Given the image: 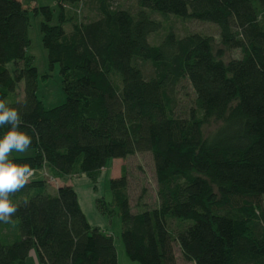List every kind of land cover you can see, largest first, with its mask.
I'll return each instance as SVG.
<instances>
[{"label":"trees","instance_id":"obj_1","mask_svg":"<svg viewBox=\"0 0 264 264\" xmlns=\"http://www.w3.org/2000/svg\"><path fill=\"white\" fill-rule=\"evenodd\" d=\"M31 13L66 96L51 109L29 54ZM162 16L214 24L219 39L171 30L152 45ZM0 99L32 138L9 159L50 175L10 197L18 211L0 222V264H35L32 252L41 264H119L75 188L51 179L96 183L111 160L138 154L152 155L155 202L146 190L132 202L124 167L111 203H97L120 217L131 261L179 264V249L192 264H264V0H0Z\"/></svg>","mask_w":264,"mask_h":264},{"label":"rangeland","instance_id":"obj_2","mask_svg":"<svg viewBox=\"0 0 264 264\" xmlns=\"http://www.w3.org/2000/svg\"><path fill=\"white\" fill-rule=\"evenodd\" d=\"M27 5L56 6V0H20ZM84 9V8H83ZM88 15V11L82 10L79 14L80 18ZM163 28L159 32L153 34L149 38L152 45H159L169 31H177V35L183 37L189 33H199L207 36H213L219 39V29L214 24L204 23L199 21H191L189 18L177 16H162ZM158 19H161L158 17ZM43 19L41 16H33L31 13V28L30 40L31 46L29 54L35 57V67L39 71V90L38 97L44 103L47 109L60 106L66 102V96L62 88V77L60 75V68L58 65L54 69H50L48 61V53L42 45L41 23ZM239 53L234 52L232 56H237ZM47 76V78H46ZM186 87L179 88V98L181 103L188 104V96H192V90L188 83ZM27 153H18L17 155H26ZM12 155L9 156L11 158ZM126 167L130 180V194L132 202L142 196L143 191H147L146 199L150 204L155 202L156 198V175L151 154H138L130 157L127 160H111L102 174L94 183L85 175L73 177L71 185L75 188L79 196V201L84 213L89 222L100 227L103 231L109 233L114 238L115 246L118 251L119 264H138L131 261L126 255L124 243L121 237L122 224L118 215H103L97 209L98 200L103 198L107 203H111L113 199L112 190L110 188V180L117 173L122 174V169ZM43 177H50L49 172H42ZM117 176V175H116ZM32 177V176H31ZM52 188H58L61 183L57 180L51 179ZM177 255L180 258L179 264H192L185 262L177 249ZM29 263H33L32 256H30Z\"/></svg>","mask_w":264,"mask_h":264},{"label":"clouds","instance_id":"obj_3","mask_svg":"<svg viewBox=\"0 0 264 264\" xmlns=\"http://www.w3.org/2000/svg\"><path fill=\"white\" fill-rule=\"evenodd\" d=\"M21 117L17 109L0 99V127L9 126L0 137V222L10 223L18 211L10 197L25 188L33 174L28 164L18 165L9 159L10 154L26 152L32 138L20 131Z\"/></svg>","mask_w":264,"mask_h":264},{"label":"crops","instance_id":"obj_4","mask_svg":"<svg viewBox=\"0 0 264 264\" xmlns=\"http://www.w3.org/2000/svg\"><path fill=\"white\" fill-rule=\"evenodd\" d=\"M22 2V1H21ZM118 160H120V159H118ZM120 161H124V160H120ZM42 172H44V170L42 171ZM42 172H33V174H32V177H30V179L29 180H31L32 178H41V177H43L42 176ZM116 175L114 176V177H112V179H116V178H119V177H121V176H119L118 177V175L119 174H117V173H115ZM122 175V174H121ZM72 179V178H71ZM61 183V185L59 186V187H61V186H63V185H68V186H71V187H73L72 185H71V180H69L67 183H64V182H60ZM94 226V225H93ZM98 227V226H97ZM109 234V233H108ZM31 256H32V259H33V263H35V264H41L40 262H39V260H38V257H37V255H36V253H34V252H32L31 253ZM118 262H119V257H118Z\"/></svg>","mask_w":264,"mask_h":264}]
</instances>
